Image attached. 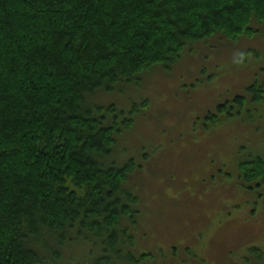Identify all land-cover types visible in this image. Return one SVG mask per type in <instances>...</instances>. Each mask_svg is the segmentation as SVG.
Segmentation results:
<instances>
[{
	"label": "trees",
	"instance_id": "trees-1",
	"mask_svg": "<svg viewBox=\"0 0 264 264\" xmlns=\"http://www.w3.org/2000/svg\"><path fill=\"white\" fill-rule=\"evenodd\" d=\"M257 28L264 0H0V264H154L134 254L136 166L115 151L138 107L101 98L170 69L197 42ZM245 90L236 113L264 101V79ZM238 170L264 189V156ZM75 241L95 257L78 261Z\"/></svg>",
	"mask_w": 264,
	"mask_h": 264
},
{
	"label": "rangeland",
	"instance_id": "rangeland-1",
	"mask_svg": "<svg viewBox=\"0 0 264 264\" xmlns=\"http://www.w3.org/2000/svg\"><path fill=\"white\" fill-rule=\"evenodd\" d=\"M257 29L236 42H197L170 69L101 98L124 111L138 107L115 151L120 165L136 166L127 182L139 198L134 254L149 252L154 264L264 263L249 252L264 253V189L247 188L238 170L264 156V101L239 113L233 102L264 79ZM226 102L233 109L218 110ZM68 248L78 261L97 254L87 242Z\"/></svg>",
	"mask_w": 264,
	"mask_h": 264
}]
</instances>
